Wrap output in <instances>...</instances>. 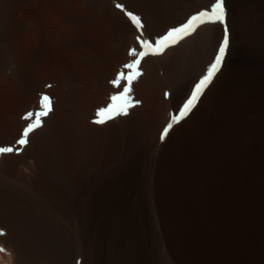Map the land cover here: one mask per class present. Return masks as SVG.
Instances as JSON below:
<instances>
[{
    "label": "bare ground",
    "instance_id": "obj_1",
    "mask_svg": "<svg viewBox=\"0 0 264 264\" xmlns=\"http://www.w3.org/2000/svg\"><path fill=\"white\" fill-rule=\"evenodd\" d=\"M211 3L0 0V147L13 148L0 153V264H60L56 240L75 243L74 220L83 264H264V0H224L223 23L156 51L170 28ZM225 28L219 69L161 140ZM42 95L51 110L37 117Z\"/></svg>",
    "mask_w": 264,
    "mask_h": 264
},
{
    "label": "snow or ice",
    "instance_id": "obj_2",
    "mask_svg": "<svg viewBox=\"0 0 264 264\" xmlns=\"http://www.w3.org/2000/svg\"><path fill=\"white\" fill-rule=\"evenodd\" d=\"M116 7L122 8V5L120 3L116 4ZM127 15L130 17V19L133 21V23L136 25L137 28H141L142 24L140 21V18L136 15H134L132 12H128ZM225 19V8H224V0H212V3L210 5L209 10H201L197 14L190 16L186 22L181 23L179 26H173L170 28L167 33L162 36L159 40L156 41V51H162L166 46L168 41H171L172 43H176L179 39H182L184 36L190 34L191 31H194L195 28L199 25L205 24V23H216L220 22L223 23ZM137 40L140 42V44L148 49L152 48V44L149 43L147 39L140 40V37H137ZM229 46V37H228V30L225 28V34L223 37L222 43L219 45V49L217 54L215 55L214 62L210 63L207 74L203 75L199 81L194 85L192 88L190 95L184 100L182 103V106L178 109V115H172L170 122L165 126V128L162 131L161 134V140H163L169 130L173 127L175 123H178L180 120L185 118L191 110L196 105L197 101L199 100L201 94L203 93L204 89L208 86V84L211 82L213 76L219 69L221 62L224 58V54L226 49ZM147 52H139L137 53L135 49H131L129 52L130 56H140L143 57L147 55ZM140 60H134L131 63L125 64L124 68L127 69H136L139 65ZM139 72H135L134 74H129L127 76L129 85L131 84L132 80L135 79L137 76H139ZM124 78L123 72L119 73L116 80L111 81L113 85H119V82L121 79ZM129 87H125L124 91L120 94V97L113 96L112 99L116 100L118 98H124L126 97V94L129 92ZM41 108L42 111L37 112L35 115L37 117L40 116H46L48 114V111H50V98L47 95L41 96ZM127 101L121 106V111H125V109L128 107ZM113 111V105H109L107 109H100L98 114H103L105 112H111ZM119 114V113H117ZM126 114V111H125ZM33 116L32 112H29L25 119H29ZM103 122V121H99ZM39 122L35 123H29L27 127L24 128L23 133L21 135V138L17 141L18 144H25L27 143V137L29 133H31L36 127H39ZM12 147H0V153H8L12 152ZM3 233L0 232V235ZM5 251V249L0 248V252Z\"/></svg>",
    "mask_w": 264,
    "mask_h": 264
},
{
    "label": "rangeland",
    "instance_id": "obj_3",
    "mask_svg": "<svg viewBox=\"0 0 264 264\" xmlns=\"http://www.w3.org/2000/svg\"><path fill=\"white\" fill-rule=\"evenodd\" d=\"M24 130V129H23ZM142 188V189H141ZM145 188V189H144ZM142 190V191H141ZM139 191L140 192H138V209H139V211L141 212V213H145L146 211H144V210H146L148 207H149V204H148V197L150 196V192H149V190L147 189V187H145V185L144 184H142L141 183V185H140V187H139ZM141 194V195H140ZM146 196V197H145ZM150 199V198H149ZM147 201V202H146ZM143 204V205H142ZM140 205V206H139ZM141 207V208H140ZM142 214V215H143ZM75 222L77 221V220H74ZM72 223V225H71V228H72V232H73V234L75 235L76 234V236H78V237H80V238H78L77 237V239H76V241H75V243H73L72 245L69 243V240H68V242L65 240L63 243H61V241H62V239H60V240H56V245L57 246H59L60 247V244H62L61 245V249L63 250V255H64V258H63V260L61 261L63 264H68L70 261H69V258L71 257L72 259H70L71 260V262H70V264H83V261L86 263V246H85V243H83V240L81 239V236H80V230H81V226H80V224L78 223V221L76 222V223ZM78 225V226H76V225ZM136 225V226H135ZM78 227V229H76V227ZM74 227V228H73ZM136 227V228H135ZM132 229L133 230H136L137 231V229H138V226H137V224H133L132 225ZM76 231H79L78 232V234L76 233ZM159 234H161L160 232H159ZM57 241H59V242H57ZM79 241H81L83 244H81V242H79ZM66 243H67V245H66ZM78 243H80V246H78ZM59 244V245H58ZM65 244V246H63ZM75 246H76V248H75ZM70 247H71V249H70ZM77 247H79V248H77ZM84 247V248H83ZM0 248H2L1 246H0ZM82 248V249H81ZM68 250V251H66V250ZM74 250V252H73V250ZM79 249V250H78ZM81 250V251H80ZM83 250V251H82ZM85 250V251H84ZM66 251V252H65ZM77 251V252H76ZM70 252H72V253H70ZM81 253V255L79 254V253ZM84 252V253H83ZM4 253V252H3ZM2 253V254H3ZM65 253V254H64ZM67 253V254H66ZM68 253H70L69 255H68ZM75 253V254H74ZM83 253V254H82ZM72 254H73V256H72ZM67 256V258H66V256ZM75 255V256H74ZM78 255L80 256L79 258H77L78 257ZM83 255V256H82ZM70 256V257H69ZM83 258H82V257ZM2 257V256H1ZM75 257V258H74ZM75 259H77V260H75ZM79 259V260H78ZM81 259H83L82 260V262H79V261H81ZM1 260V262H2V258L0 259ZM75 260V261H74ZM66 261H68V262H66ZM61 262H60V264H61ZM170 262V261H169ZM84 263V264H85ZM3 264V263H2Z\"/></svg>",
    "mask_w": 264,
    "mask_h": 264
}]
</instances>
